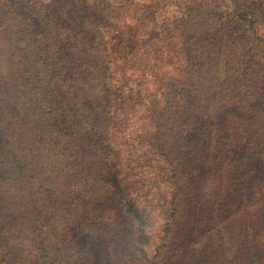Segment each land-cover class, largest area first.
<instances>
[{
  "label": "trees",
  "instance_id": "trees-1",
  "mask_svg": "<svg viewBox=\"0 0 264 264\" xmlns=\"http://www.w3.org/2000/svg\"><path fill=\"white\" fill-rule=\"evenodd\" d=\"M0 264H264V0H0Z\"/></svg>",
  "mask_w": 264,
  "mask_h": 264
}]
</instances>
